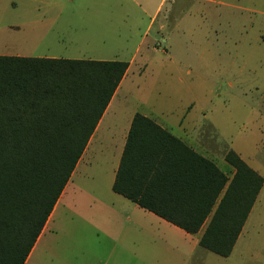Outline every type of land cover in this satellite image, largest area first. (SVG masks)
I'll return each instance as SVG.
<instances>
[{
    "label": "rangeland",
    "instance_id": "374dc122",
    "mask_svg": "<svg viewBox=\"0 0 264 264\" xmlns=\"http://www.w3.org/2000/svg\"><path fill=\"white\" fill-rule=\"evenodd\" d=\"M0 55L131 61V107L264 180V0H0ZM258 201L228 262L189 264H264V183Z\"/></svg>",
    "mask_w": 264,
    "mask_h": 264
},
{
    "label": "trees",
    "instance_id": "16d2710c",
    "mask_svg": "<svg viewBox=\"0 0 264 264\" xmlns=\"http://www.w3.org/2000/svg\"><path fill=\"white\" fill-rule=\"evenodd\" d=\"M128 63L0 55V264H23ZM216 164L154 120L131 121L112 190L230 255L264 180L235 152Z\"/></svg>",
    "mask_w": 264,
    "mask_h": 264
},
{
    "label": "crops",
    "instance_id": "0c3cea01",
    "mask_svg": "<svg viewBox=\"0 0 264 264\" xmlns=\"http://www.w3.org/2000/svg\"><path fill=\"white\" fill-rule=\"evenodd\" d=\"M127 63L119 86L23 264H189L202 252L199 250L207 251L198 245L203 228L195 234L186 233L112 190L132 118L139 113L120 92L132 64ZM192 136H186L188 142L176 137L201 154ZM261 189L230 255L222 258L214 254L223 262L230 260L241 240ZM201 259L200 264H205ZM212 261L225 264L219 259Z\"/></svg>",
    "mask_w": 264,
    "mask_h": 264
}]
</instances>
